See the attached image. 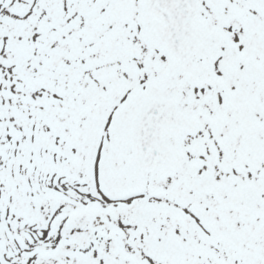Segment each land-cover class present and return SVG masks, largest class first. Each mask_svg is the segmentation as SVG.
Returning <instances> with one entry per match:
<instances>
[{"label": "snow or ice", "instance_id": "obj_1", "mask_svg": "<svg viewBox=\"0 0 264 264\" xmlns=\"http://www.w3.org/2000/svg\"><path fill=\"white\" fill-rule=\"evenodd\" d=\"M0 264H264V0H0Z\"/></svg>", "mask_w": 264, "mask_h": 264}]
</instances>
